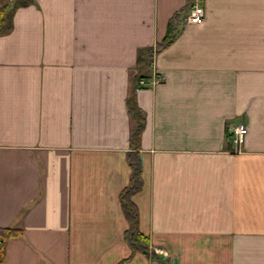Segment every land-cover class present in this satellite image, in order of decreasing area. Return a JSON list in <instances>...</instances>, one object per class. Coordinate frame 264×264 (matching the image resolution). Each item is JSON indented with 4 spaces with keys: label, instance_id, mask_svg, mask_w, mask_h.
Instances as JSON below:
<instances>
[{
    "label": "crops",
    "instance_id": "0c3cea01",
    "mask_svg": "<svg viewBox=\"0 0 264 264\" xmlns=\"http://www.w3.org/2000/svg\"><path fill=\"white\" fill-rule=\"evenodd\" d=\"M197 2V22L189 0L12 10L0 33V228L21 233L1 264H264V0ZM143 77L158 81L138 87ZM130 187L149 254L125 238Z\"/></svg>",
    "mask_w": 264,
    "mask_h": 264
},
{
    "label": "trees",
    "instance_id": "16d2710c",
    "mask_svg": "<svg viewBox=\"0 0 264 264\" xmlns=\"http://www.w3.org/2000/svg\"><path fill=\"white\" fill-rule=\"evenodd\" d=\"M10 1V0H8ZM6 1L5 4L0 6V33L10 31L12 28V10L20 5H25L29 3L31 0H15L14 3L10 4V2ZM194 3V0H189L188 8L190 9ZM179 14H175L173 17V21L170 22V33L167 37L158 45V49L166 47L169 43H171L176 35L177 26L174 20L179 19ZM172 22L174 25L172 26ZM148 50L141 51L139 53L138 65L143 68L148 66ZM133 165H135L133 163ZM135 172L133 175L134 184L137 181L139 171L138 167H135ZM137 188V186H136ZM134 187H130L125 192H123L121 198L123 201V207L127 219L130 222L131 227L128 229L126 233V240L131 246L133 252H143L145 254H149V245H148V236L144 235L138 227V213L137 209L134 206L133 202L130 200L131 194L134 191ZM21 233L19 229L14 227H6L0 228V264L5 257L6 245L10 238L18 236Z\"/></svg>",
    "mask_w": 264,
    "mask_h": 264
},
{
    "label": "built area",
    "instance_id": "2783aa9c",
    "mask_svg": "<svg viewBox=\"0 0 264 264\" xmlns=\"http://www.w3.org/2000/svg\"><path fill=\"white\" fill-rule=\"evenodd\" d=\"M204 15H205V9L200 3H197L190 10L186 20L188 22H197L200 19H202ZM153 81H158V79L153 78ZM147 82L148 81L146 79L141 78L137 83L138 87L146 85ZM246 132H247V129L243 124H237L234 128L233 137H232V140L234 141V143L239 145L243 135Z\"/></svg>",
    "mask_w": 264,
    "mask_h": 264
}]
</instances>
